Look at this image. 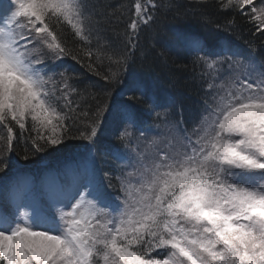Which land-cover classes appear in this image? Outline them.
<instances>
[{
	"label": "snow or ice",
	"instance_id": "obj_1",
	"mask_svg": "<svg viewBox=\"0 0 264 264\" xmlns=\"http://www.w3.org/2000/svg\"><path fill=\"white\" fill-rule=\"evenodd\" d=\"M218 4L264 36V0ZM170 6L134 0L122 34L126 50L117 54L86 47L99 21L85 0H0V264H264V65L176 32L206 85L199 122L189 129L183 113L170 119L169 106L141 80L121 93L126 99L97 100L89 111L71 98L77 92L72 76L46 63L70 56L83 65L67 47L66 26L83 42L87 66L111 98L124 82L142 26L151 28L157 10ZM94 56L116 68L101 75ZM146 116L166 135L149 139ZM29 121L31 155L61 151L67 140L84 141L83 152L58 169L20 172L7 154L14 127L23 138ZM106 122L134 159L100 143ZM23 159L29 160L27 152ZM108 160L120 167L119 205L108 191L114 187Z\"/></svg>",
	"mask_w": 264,
	"mask_h": 264
},
{
	"label": "trees",
	"instance_id": "obj_2",
	"mask_svg": "<svg viewBox=\"0 0 264 264\" xmlns=\"http://www.w3.org/2000/svg\"><path fill=\"white\" fill-rule=\"evenodd\" d=\"M85 2L88 5V11L93 13L94 18L99 21L98 30L93 32L91 43L86 47L94 52L98 49L109 52L114 50L117 54H123L126 50V41L122 34L133 11L131 5L134 0H85ZM155 2L168 3L171 6L167 11L157 10L156 22L151 28L142 26L137 47L131 54L127 71L124 73V82L116 86L111 98L105 97L103 90L99 87L105 85V81L88 68V58L81 51L83 42L74 38L71 30L66 26L64 39L67 47L74 53L80 54L83 65L76 63L68 56L63 58L58 67L51 70H55L56 73L66 71L72 76L71 82L77 88V92L73 93L71 98L74 103H80L89 111L95 110L97 100L109 99L111 102L126 99V96H122L121 93L128 91L131 81L134 79L144 81L153 93L169 106L170 119L179 120L182 112L186 126L191 129L190 123L198 119V113L203 107L204 88L200 77L202 68L193 65L191 56L181 50L174 39V34L181 32L197 37L209 49L230 47L246 58H254L258 66L264 65V36L257 33L254 24L249 23L247 18L239 12L222 10L218 0H200V2L198 0H155ZM230 20L233 24L229 26ZM92 62L101 75H107L110 70L116 68L115 64L103 56L99 61L94 56ZM200 80L202 84L199 83ZM86 88L87 93H85ZM81 93H85L83 98ZM93 95L96 97L95 100L91 98ZM145 119L144 127L149 126L155 131L161 129L155 126L153 117L146 116ZM28 128L29 131L24 132L23 138H20V130L14 127L16 138L13 141V151L7 154L9 160L21 166L20 172L39 174L45 170V165L48 169H58L63 165L66 157L83 152V148L79 146L85 144L84 141L67 140L65 145L59 146L61 151L48 148L42 153L31 155L33 149L29 137L35 136V133L30 131V127ZM99 141L113 144L117 142L113 129L107 122L102 126ZM120 150L127 155L130 154L128 149L120 147ZM26 152L29 154L28 161L23 159ZM129 156L135 158L134 154ZM107 166L114 178L121 174L116 162L108 160ZM6 171L11 177L13 174L11 166ZM3 176L4 173H0V177ZM114 181V184L118 185V181L116 179ZM113 197L115 195L112 194ZM152 255L155 256L156 253L153 252Z\"/></svg>",
	"mask_w": 264,
	"mask_h": 264
},
{
	"label": "rangeland",
	"instance_id": "obj_3",
	"mask_svg": "<svg viewBox=\"0 0 264 264\" xmlns=\"http://www.w3.org/2000/svg\"><path fill=\"white\" fill-rule=\"evenodd\" d=\"M62 60H63V58L62 59H60V60H56V61H53V60H48V61H46V63H47V65H48V68L51 70L52 68H55L56 66L58 67L61 63H62ZM225 69H227V66L225 65ZM54 72H55V70H54ZM59 73V72H58ZM228 73H227V71H225L222 75L223 76H226ZM57 80H59V79H61L59 76H56L55 77ZM203 81V88H205V81L204 80H202ZM202 81L200 80L199 81V83H201L202 84ZM203 97V96H202ZM63 103V102H62ZM62 103H60L61 104V107H62ZM201 110H202V108L200 109V113H201ZM200 113H198V115H199V117H200ZM199 117H198V119L196 120V121H193L192 123H190V127H192L193 126V123L194 122H199ZM180 118L181 117H179V120H180ZM177 121H178V119H177ZM28 127H30L31 128V122L29 121V123H28V125H27ZM161 129H159L158 131H155L154 129H152L151 127H149V126H146L145 127V130H147V131H150V135H149V139H151L152 138V135H155V136H163V135H166V133H167V130H166V128L165 127H160ZM137 135H139L138 133H137ZM115 145H117L118 147H120V145L116 142V144ZM130 154H133V153H131L130 152ZM129 154V155H130ZM115 180V178L113 177V179H112V183H113V186L114 187H112V188H109L108 189V191L111 193V196H112V194L113 195H115V197L117 198V197H119L120 195H121V193H120V190H119V182H118V185L117 184H114V181ZM115 197H113L112 199H114ZM114 199L113 200V202L115 203V204H117V205H119L120 204V201L118 200V199Z\"/></svg>",
	"mask_w": 264,
	"mask_h": 264
}]
</instances>
